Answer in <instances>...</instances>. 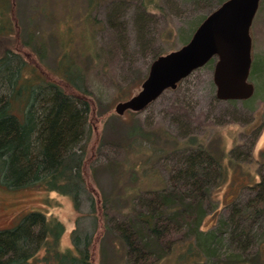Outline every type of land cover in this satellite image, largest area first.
Returning a JSON list of instances; mask_svg holds the SVG:
<instances>
[{"label":"rangeland","instance_id":"1","mask_svg":"<svg viewBox=\"0 0 264 264\" xmlns=\"http://www.w3.org/2000/svg\"><path fill=\"white\" fill-rule=\"evenodd\" d=\"M216 5V0H0V57L18 54L13 63L23 64L21 73L29 79L36 66L57 84L66 81L61 70L81 77L78 93L91 105L83 143L84 174L87 195L94 196L98 208L94 215L89 213L87 195L80 212L71 197L38 187L10 190L0 184V231L14 229L25 215L41 212L63 224L60 250L72 251L75 229L95 216L101 227L108 224L112 229L125 220L132 202L172 187L189 153L201 146L218 159L210 173L214 211L201 230L208 232L226 221L220 255H245L229 235L237 224L229 222L233 209L253 198L252 187L261 180L264 92L256 91L249 102L218 100L213 58L145 111H127L124 116L115 111L118 103L139 92L155 56L184 46ZM259 7L250 29L252 56L264 63V0ZM250 82L256 86L251 77ZM102 209L112 222L102 219ZM249 224H254L250 234L254 238L248 254L254 255L264 240V219ZM100 230L103 239L93 245L92 264H125L115 230ZM181 245L161 264H181L177 259ZM45 256L42 249L28 264H45ZM260 256L264 261V247Z\"/></svg>","mask_w":264,"mask_h":264},{"label":"trees","instance_id":"2","mask_svg":"<svg viewBox=\"0 0 264 264\" xmlns=\"http://www.w3.org/2000/svg\"><path fill=\"white\" fill-rule=\"evenodd\" d=\"M216 1L215 9L225 0ZM17 55L7 52L0 57V184L10 190L38 187L71 197L74 207L81 212L84 196L89 194L84 174L87 151L83 143L91 109L87 97L78 93L81 77L72 78L68 70H61L66 81L57 84L47 79L43 68L36 66L29 79L21 73L23 64L14 65L12 59ZM261 63L252 56L250 75L258 95L264 92ZM35 69L41 74L35 73ZM134 73L140 76L138 71ZM255 97L256 93L249 100ZM187 158L186 167L177 172L172 187L152 192L139 203L132 202L125 220L112 229L108 224L101 227L102 221L96 216L75 229L72 251L60 250V239L65 233L61 222L47 219L37 211L25 215L14 229L0 231V264H28L42 249L45 264H92L93 245L102 238L100 229L115 230L125 264H161L180 243L177 259L181 264H264L260 256L264 240L254 255L248 254L254 238L250 235L254 224L249 223L264 219V168L260 182L252 187L253 198L234 208L229 222L237 224L229 234L231 240L246 253L242 258L227 257L219 253L226 221L220 220V226L208 232L201 230L204 219L214 211L210 207V173L218 159L201 146ZM88 201L89 213L94 215L98 212L94 196H88ZM103 210L102 219L112 222Z\"/></svg>","mask_w":264,"mask_h":264},{"label":"water","instance_id":"3","mask_svg":"<svg viewBox=\"0 0 264 264\" xmlns=\"http://www.w3.org/2000/svg\"><path fill=\"white\" fill-rule=\"evenodd\" d=\"M262 0H225L176 51L160 55L150 64L141 89L118 103L117 115L145 111L162 94L176 90L191 73L217 58L213 72L216 98L249 101L256 91L250 82L252 68L251 27Z\"/></svg>","mask_w":264,"mask_h":264}]
</instances>
